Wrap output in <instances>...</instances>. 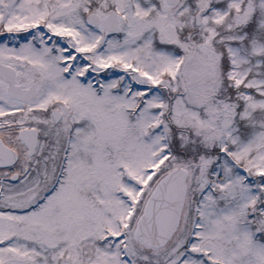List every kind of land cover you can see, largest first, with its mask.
Masks as SVG:
<instances>
[{
  "label": "snow or ice",
  "instance_id": "snow-or-ice-1",
  "mask_svg": "<svg viewBox=\"0 0 264 264\" xmlns=\"http://www.w3.org/2000/svg\"><path fill=\"white\" fill-rule=\"evenodd\" d=\"M0 264H264V0H0Z\"/></svg>",
  "mask_w": 264,
  "mask_h": 264
}]
</instances>
